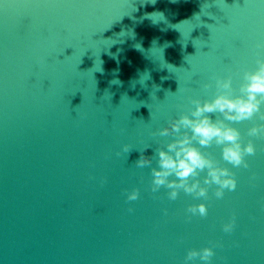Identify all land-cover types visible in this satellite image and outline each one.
<instances>
[{
	"label": "water",
	"instance_id": "water-1",
	"mask_svg": "<svg viewBox=\"0 0 264 264\" xmlns=\"http://www.w3.org/2000/svg\"><path fill=\"white\" fill-rule=\"evenodd\" d=\"M258 57L264 0H0V264H184L203 247L211 264H264V138L247 135L264 121L227 122L255 145L248 168L202 149L235 173L222 199L151 192L175 138L152 133L211 99L214 77L238 89Z\"/></svg>",
	"mask_w": 264,
	"mask_h": 264
},
{
	"label": "clouds",
	"instance_id": "clouds-1",
	"mask_svg": "<svg viewBox=\"0 0 264 264\" xmlns=\"http://www.w3.org/2000/svg\"><path fill=\"white\" fill-rule=\"evenodd\" d=\"M215 95L211 99H192L187 113L171 119L168 126L152 133L153 136L175 137L166 145L156 149V167H151V192H159L163 187L168 190L170 201L178 198L179 193L191 195L196 199H208V191L212 186L217 199H222L225 190L234 191L237 187L235 173L228 167L221 166L210 153L202 151L216 145L221 148L223 161L233 168H248L246 156H253L256 148L251 139L245 144L239 129L230 123L243 121H264V57H258L253 70H244L240 76L238 89L233 87L232 76L214 77ZM118 83H120L118 81ZM207 90L211 84L203 85ZM219 116H216V114ZM215 117V118H213ZM249 137L264 138V123H254L247 130ZM149 147L146 146L144 150ZM124 145L123 153L131 150ZM143 150V151H144ZM141 151L135 162L138 168L152 165V158ZM117 156L121 153L117 152ZM206 173L201 182L200 174ZM139 198V189L127 193L128 201ZM133 211V209H129ZM167 210L165 209V214ZM192 216L206 217L208 208L205 203L192 204L186 209ZM235 227V217L223 225V231L231 233ZM215 255L213 247L189 249L184 264L199 259L202 264H211Z\"/></svg>",
	"mask_w": 264,
	"mask_h": 264
}]
</instances>
